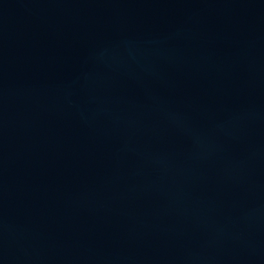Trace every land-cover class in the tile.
Here are the masks:
<instances>
[{
	"label": "water",
	"instance_id": "obj_1",
	"mask_svg": "<svg viewBox=\"0 0 264 264\" xmlns=\"http://www.w3.org/2000/svg\"><path fill=\"white\" fill-rule=\"evenodd\" d=\"M0 264H264V0H0Z\"/></svg>",
	"mask_w": 264,
	"mask_h": 264
}]
</instances>
